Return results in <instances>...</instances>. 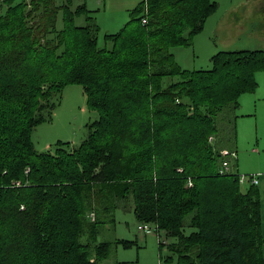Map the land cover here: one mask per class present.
<instances>
[{
    "label": "trees",
    "instance_id": "16d2710c",
    "mask_svg": "<svg viewBox=\"0 0 264 264\" xmlns=\"http://www.w3.org/2000/svg\"><path fill=\"white\" fill-rule=\"evenodd\" d=\"M1 3L0 264H106L118 209L176 238L178 264H264L259 189L220 172L231 162L221 143L236 139L226 114L256 89L264 50H220L199 70L173 52L216 0H143L102 46L85 3ZM69 84L99 117L78 147L40 153L33 131Z\"/></svg>",
    "mask_w": 264,
    "mask_h": 264
},
{
    "label": "rangeland",
    "instance_id": "374dc122",
    "mask_svg": "<svg viewBox=\"0 0 264 264\" xmlns=\"http://www.w3.org/2000/svg\"><path fill=\"white\" fill-rule=\"evenodd\" d=\"M72 1L75 7L85 3L90 10L100 29L99 44L102 46L105 34L119 32L135 15V9L143 0ZM216 2V10L207 18L202 31L195 35L192 45L173 48L176 61L183 69L212 68V57L220 50H264V39L257 37L258 33H264L261 28L264 0ZM5 8L6 5L1 3L0 13ZM83 20L84 17H81L78 22ZM217 21L220 22L219 28H216ZM61 26L60 12L58 27ZM256 79V89L241 94L239 107L226 114L227 119L236 118V139L223 141L221 144L224 148L219 145L218 149L221 148V152L231 158V162H227L233 170L240 174L261 176L257 187L260 191L264 254V190L259 186L260 181L264 180V69L257 72ZM170 81V78H166V83ZM45 115V121L38 124L32 134L35 147L40 153L53 151L59 141L70 142L73 147H78L88 137L90 124L99 117L98 112L89 107L88 98L79 84L65 86L60 100ZM209 139L211 143H216L217 138L213 135ZM241 184L243 190L250 185L247 181ZM115 217V225L106 226L105 238L120 242L114 246L113 255L106 264H178V256L170 248L176 238L165 235L161 230L147 233L140 231V223L132 209H118ZM190 232V228L186 229V233Z\"/></svg>",
    "mask_w": 264,
    "mask_h": 264
},
{
    "label": "built area",
    "instance_id": "2783aa9c",
    "mask_svg": "<svg viewBox=\"0 0 264 264\" xmlns=\"http://www.w3.org/2000/svg\"><path fill=\"white\" fill-rule=\"evenodd\" d=\"M143 22L146 23L147 22V18H144L143 19ZM231 171V167H230V164L228 162H224V165L222 167V169L220 170L221 173H228ZM259 175H245V174H239V180L241 183L247 181L251 184H255L257 185L259 183ZM189 185L191 186L192 185V181L189 180ZM92 217H94V214H92ZM138 229L142 232H149V231H157V232H160V229L158 227V225H155V224H150V223H140L138 225ZM161 240V239H160ZM162 242H166L165 239H162L161 240Z\"/></svg>",
    "mask_w": 264,
    "mask_h": 264
},
{
    "label": "crops",
    "instance_id": "0c3cea01",
    "mask_svg": "<svg viewBox=\"0 0 264 264\" xmlns=\"http://www.w3.org/2000/svg\"><path fill=\"white\" fill-rule=\"evenodd\" d=\"M222 20H220V22H221ZM220 22L219 21H217V24H216V28H219V24H220ZM243 27H244V25H243ZM261 31V30H260ZM260 31H257V32H260ZM257 37L258 38H260V39H264V33L263 32H261V34L260 33H258V35H257ZM248 49V48H247ZM256 49H259V48H256ZM260 49H262V48H260ZM259 178L261 177L260 175L258 176ZM260 189L261 190H264V180L261 182L260 181ZM259 189V188H258ZM260 192V191H259ZM161 239V238H160Z\"/></svg>",
    "mask_w": 264,
    "mask_h": 264
}]
</instances>
